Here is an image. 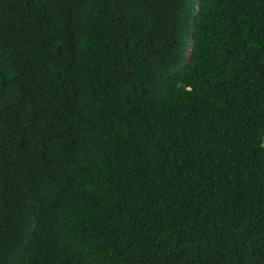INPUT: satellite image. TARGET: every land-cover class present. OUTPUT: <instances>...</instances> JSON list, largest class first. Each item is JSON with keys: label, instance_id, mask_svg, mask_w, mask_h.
<instances>
[{"label": "trees", "instance_id": "obj_1", "mask_svg": "<svg viewBox=\"0 0 264 264\" xmlns=\"http://www.w3.org/2000/svg\"><path fill=\"white\" fill-rule=\"evenodd\" d=\"M0 264H264V0H0Z\"/></svg>", "mask_w": 264, "mask_h": 264}]
</instances>
